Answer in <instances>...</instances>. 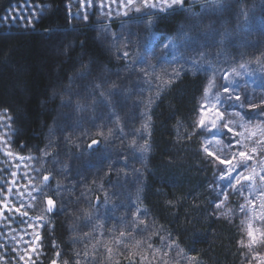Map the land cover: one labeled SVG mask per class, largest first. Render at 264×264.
<instances>
[{
    "label": "rangeland",
    "instance_id": "1",
    "mask_svg": "<svg viewBox=\"0 0 264 264\" xmlns=\"http://www.w3.org/2000/svg\"><path fill=\"white\" fill-rule=\"evenodd\" d=\"M231 1L186 0L188 4L182 10L187 11L186 15L190 14L195 18L190 25L195 26L192 28H197L198 36L193 35L191 27L182 20L176 32L164 34L161 39H159L161 34L145 31L143 25L137 22L136 16L124 17V10L119 7V0L116 3H112V0H91V3L89 0H83V3L81 0H69L66 3L67 15L74 23L88 22L91 18L95 21L94 26L97 30L95 38L100 47L110 54L111 59L122 63L112 68L105 63L96 62L99 69L95 72L93 66V74L86 80L79 79L78 73L87 69L82 71L84 67L77 68V71L70 76L74 80L73 83L69 84L68 79L66 84L57 87L55 92L52 90L54 96L58 97V104L54 118L46 128L45 145L42 150L38 151L36 148L22 150L19 144L22 142L19 141L17 131L12 124L11 114L7 109L0 108V125L7 120L10 129L16 133L14 136L4 137L13 141L10 150L14 155L9 159L0 152V181L6 182L12 179L10 172L16 171L13 165L21 163L16 157H34L35 159L31 161L25 159L23 163L39 169V172L32 171L33 176L50 177V188H46L45 193L53 197L57 208L63 209L58 212L66 217L71 248L68 252L58 249L60 255L57 257L55 254L53 259L56 264H64L65 261L67 264H102L100 261L103 264H161L159 263L161 258L164 264H171L170 258L174 260L172 264H189L181 252L178 254L177 248L169 249L164 246L167 244L166 240L158 245L153 243L154 227L139 203V187L135 176L139 171L136 173L132 169L138 170L137 163L140 164L144 160V154L139 149L144 145L147 136L143 125L146 123V108L150 105L149 101L173 79L165 75V69L168 73H172L181 67H187L192 72L201 71L206 74L203 92L199 97V108L201 104H215V95H220L221 98L227 95L219 87L225 83H230V91L235 89L241 100L252 99L259 103L264 99V0L241 4L237 7V12L233 11L235 5ZM102 3L110 5V8L101 7ZM28 4L33 6L36 17L31 25L27 24V15L30 13L25 12ZM197 7H200L199 12L194 10ZM50 8L51 4L45 0L19 1L13 3L7 10L20 9L25 15L26 26L22 27L19 21L10 27L6 26L5 22L0 24L7 28L34 29L36 22ZM7 14L5 11L3 15ZM85 15L87 19H84ZM155 16H149L147 19L156 21ZM7 24L10 25L11 21ZM130 30L137 34L130 35ZM210 32L213 33L212 36L207 35ZM121 36L124 39H119ZM129 39L138 46L139 55H147L151 64H157L156 57H162L160 79L154 81L160 85L159 91L156 88L147 90V86L140 82L139 67H134L135 58L131 57V53L127 61L120 56L122 51L128 50L124 48V44ZM164 44H169V47L165 49ZM186 58L196 59L202 67L199 70L191 69L190 65L183 63ZM90 62L94 63L93 60ZM224 77L227 80L223 79ZM92 83L101 87L86 91L84 86ZM210 84L212 87H209ZM141 89H144L143 94ZM90 91L97 92V95L91 96ZM100 91L106 95L109 91L121 94L109 96L111 101V109H109L98 104ZM67 101L71 103L66 104ZM78 104L87 110H78ZM93 105L96 106L95 110H92ZM110 110L115 114L114 117H110ZM256 111L239 107L229 109V113L240 114L231 116L234 123L230 126L234 131L243 133V136L237 138L241 139L242 144L247 145V152L254 157L249 161L250 169L246 173L253 178L252 187L240 195L227 187L217 186V168L213 165L215 171L213 190L216 196L214 206L223 199L219 195L220 192L222 190L226 192L228 198L218 213L219 215L223 213V216L239 223L241 240H244L245 244L248 243L246 236L248 230H254L257 235L259 231H264V225L255 218L260 214L261 203H264V195L261 194L264 193V181L260 179L264 176V144L257 146L255 143L256 140L264 139L260 129L256 127L257 124L264 127V123L249 120V116H255ZM101 114H103L102 119ZM228 115L226 113L225 119H228ZM210 116L211 114H207L204 118L208 119ZM94 121L98 126H93ZM241 124L245 127H241ZM118 128H123L126 136H120ZM133 129L137 131V135L132 134ZM8 131V128L0 130V136ZM101 132L103 135L100 134ZM139 133H143V138ZM230 138L220 134L215 136V139L224 144ZM93 139L101 141L98 151L95 146L92 149L87 147ZM201 141L203 145L202 137ZM253 147H256L255 153L251 151ZM133 148L136 150L133 151ZM210 148L219 153L218 145H212ZM7 150L8 148H5V151ZM105 157L109 159H104ZM125 164L131 167H126ZM110 166L122 169L127 175H117L115 172L105 174ZM23 184L24 181L21 180L19 187L22 192L25 191ZM8 187L13 188V195L8 201L9 206L19 207V201L13 199L15 187L7 183L3 185L5 189ZM2 199L3 196H0V200ZM23 199L26 203H32L27 196ZM36 203H40L39 199ZM241 206L245 207V211H241ZM137 212L141 214L143 221L140 227L147 226L150 231L146 236H141L139 228H136L132 232L135 239L129 242L130 238H125L128 237L132 221L140 218L135 215ZM6 217H9L7 211L0 215V264H43L46 255L44 240L40 242L43 244V249L39 257L26 252L25 249L29 247L26 241L30 240L31 236L26 234L25 229L31 233L33 228H29L27 223H19L15 213L12 214V218L6 219ZM26 219H29L33 225L44 223L48 226L53 222L50 213H44L42 207L38 208L35 205L29 209ZM46 226L39 230L42 237ZM120 232L125 233V238L119 236ZM147 237L151 238L147 239ZM118 238L123 242L117 243ZM136 241H140L138 247ZM125 243L128 244L127 247L124 246ZM148 244H151V248ZM254 247L256 251H249L243 247L246 256L251 259L249 263L264 264V247ZM157 249L160 251H156ZM66 253H69V258L72 260L67 258ZM20 256H23L24 260H21Z\"/></svg>",
    "mask_w": 264,
    "mask_h": 264
},
{
    "label": "trees",
    "instance_id": "2",
    "mask_svg": "<svg viewBox=\"0 0 264 264\" xmlns=\"http://www.w3.org/2000/svg\"><path fill=\"white\" fill-rule=\"evenodd\" d=\"M19 1L23 0H0V16ZM68 1L45 0L51 8L34 29L0 24V108L11 114L22 150L43 149L45 131L58 104L53 91L65 85L77 68L83 69L79 61L84 63L82 71L94 66L95 72L100 62L112 68L122 63L111 59L100 47L92 18L74 23L68 17L65 7ZM251 1L232 0L236 6H232L233 11ZM182 9L155 16L152 31L161 34L159 39L176 32L182 20L198 36L197 28L190 25L195 18ZM68 44L74 46L70 56L64 54ZM205 75L201 71L193 74L189 70L187 75L182 72L150 99L144 139L148 151L143 152L144 160L137 163L139 174H135L139 203L154 227L153 243L167 241L178 245L175 248L182 250L179 252L189 264H250L251 259L239 243L242 237L239 223L219 215L218 211L213 215L215 171L202 151L201 137L193 135L187 139V133L192 132L191 121L197 119ZM50 214L53 222L43 230L46 251L43 264H51L58 249L68 252L71 248L66 217L58 211ZM65 255L71 259L69 253ZM159 261L164 264L162 258ZM170 261L174 263L171 258Z\"/></svg>",
    "mask_w": 264,
    "mask_h": 264
},
{
    "label": "snow or ice",
    "instance_id": "3",
    "mask_svg": "<svg viewBox=\"0 0 264 264\" xmlns=\"http://www.w3.org/2000/svg\"><path fill=\"white\" fill-rule=\"evenodd\" d=\"M117 0H112V3H116ZM81 3H83V0H81ZM89 3H91V0H89ZM186 4V0H159V2H154V0H119V7L123 9V16L131 18L132 16L137 17V22L141 25H143V28L147 32H151L153 27L155 26V21L151 19H147L149 16L157 15V13H169V12H175L177 8H183ZM101 7H109L110 5L101 4ZM7 15L0 16V22H5L6 26H13L16 25L17 21L20 22V25L26 26L25 21V15L22 14L20 9H8ZM26 13H30L27 15V24L31 25L33 23V20L35 17V12L33 10V6L31 4H28L25 8ZM15 13V15H13ZM84 19H87V15L84 16ZM8 21H11V24H7ZM137 33L130 30V35H136ZM208 36H212L213 33H208ZM119 39H124L123 36H121ZM217 43H222V41H217ZM73 45L68 44L64 48V54L65 55H71ZM169 47V44H164V48L167 49ZM124 48L128 50H124L120 53V56L124 60L130 59V53L131 57L135 58L134 60V67H139V73L140 76V82L145 84L147 86V90H151L153 88H156L157 91H159L160 85L154 83V81H158L160 79L159 77V70L163 67V61L162 57H156L158 60V63L153 65L149 62L147 55H139L138 46L132 41L127 40L124 44ZM199 54V53H198ZM186 65H190L191 69L193 70H199L202 66L194 58H186L183 62ZM79 67L83 68L84 63L83 61L78 62ZM188 74L189 68L187 67H181L178 70H175L172 73H168L165 69V75L171 76L173 79H178L181 73ZM93 74V66H89L85 72L78 73V78L81 80H86L89 77H91ZM193 74H195V71H193ZM69 84L73 83L74 80L72 77H69ZM223 79L227 80L226 77ZM107 83V81H105ZM85 90L89 91L91 89H99L101 86L99 84H89L85 85ZM209 87H212L210 84ZM220 88L223 89L224 93H227L223 98H221L220 95H215L214 100L216 101L215 104L209 103V104H201L200 108L197 110L198 119H194L191 121V128L192 132L187 133V139H191L193 135H199L203 138V145H202V151L204 154H206L207 157L211 158L209 160L210 163H212L217 168V176L216 181L217 186L227 187L231 189L234 192L239 193L240 195H243L248 188L252 187V181L253 178L249 175H246V173L250 169L249 161L253 160V155L249 154L247 152V145L242 144L241 139H238L237 137L243 136V133H239L234 131V128L231 127L234 123V121L231 119L232 115H240L238 112L235 113H229V109L234 107L239 108H248L252 110H257L255 112V116H249L250 121L258 120L264 123V99L260 100L259 103L254 102L252 99L241 100V96L235 92V89H232L230 91V83H225L222 85H219ZM144 89H141V94H143ZM115 94H121V93H113L109 91L108 95H106L103 91H100L98 95L100 96V100L98 101V104H102L104 107H107L111 109V101L109 100L110 95ZM76 95H80V93H76ZM90 95L95 97L97 95V92L90 91ZM151 102V101H149ZM71 101H67L66 104H70ZM95 105L92 106V110H95ZM78 110H87L81 105H77ZM228 113V119H225V115ZM207 114H211L210 118L205 119L204 117ZM248 113L246 112V115ZM110 117H114L115 114L110 110L109 112ZM6 116V114H5ZM103 118V114H101V119ZM243 119V118H241ZM93 126H98L95 121L93 123ZM148 124L145 123L143 125L144 129H147ZM241 127H245V125L241 124ZM256 127L260 129L261 136H264V127H261V124H257ZM8 128L9 131L6 133H3L2 136H0V152H3V154L11 159L13 157V153L10 150V145L13 143V141L9 139H5L4 137L7 136H14L16 133L12 131L9 127V124L7 123V120H4L3 124L0 125V130ZM120 136L124 137L126 134L123 131V128L117 129ZM103 135V132L100 133ZM133 135H137V131L135 129L132 130ZM141 137L143 138V133H139ZM216 134H220L221 136H230L231 138L228 139L227 143L224 144L222 141H218L215 139ZM111 135V133H109ZM255 135V133H253ZM107 139V137L105 138ZM256 145L259 146L261 144H264V139H259L255 141ZM101 144L100 140L93 139L87 147L89 149H92L94 146L96 147V150H99V146ZM135 142H133V145ZM212 145H218L219 146V153L217 151H214L210 148ZM237 145H240V147H236ZM5 148H8L7 151H5ZM136 149L133 148V151ZM142 153L148 151V147L146 145H142L139 149ZM252 153L256 152V147L252 148ZM123 155V154H122ZM18 160L21 161L20 164L16 165L14 164L13 167L16 168V171L10 172V175L12 176L11 180L8 181H0V196H3V199L0 200V215L3 214V212L7 211L9 213V217L12 218V214L15 213L16 217H18V222L21 224L27 223L29 228H33V231L31 233H28L25 229V232L27 235L31 236V239L26 241L28 244V248L25 249L26 252H30L32 255H35L39 257V255L42 252L43 244L40 243L43 239V237L40 235V229L45 227L46 225L44 223H37L36 225H33L28 218V211L31 209L34 205L38 208L42 207L44 213H53L54 211H63V209H58L56 206L55 200L52 199L51 196H47L45 193L46 188H50L49 180L50 177L48 175L41 176H33L32 171L39 172V169L32 168L31 164L23 163L25 159L31 161L35 159L34 157H16ZM104 159H109L108 157H105ZM109 164L111 165V160H109ZM126 167H131V165L125 164ZM23 168V171H20V169ZM31 169V171H29ZM133 172H137L138 170L132 169ZM112 172H115L117 175L124 174L123 170L120 168H113L109 167L105 174H110ZM260 179L264 181V176H261ZM23 180L24 184L23 187L25 188V191L20 190V181ZM36 181V182H34ZM226 182V184L224 183ZM7 183L15 187V196L13 199H16L19 201L20 206L15 207L14 205L9 206V197H12L13 195V188H3V185ZM30 189V190H29ZM4 192L7 194L5 195ZM264 195V193H261ZM221 199L218 203L214 206V212L213 215L216 214L218 210H220L223 206V203L228 198V194L224 192L223 190L220 192ZM27 196L29 200L32 201V203H26L23 197ZM39 199L40 203H36ZM249 203H252L249 201ZM255 207V205H253ZM260 214L258 217H255L258 219L262 225H264V203H261L260 205ZM241 211H245V207L241 206ZM137 217H140L139 219H135L132 221V227L128 231V237L125 238V233L120 232L119 236L121 238L129 239V242L131 240H134L135 237L132 236V232L135 231L136 228H139V235L146 236L147 232L150 231L147 226L140 227L142 224V217L139 212L135 214ZM146 215V214H145ZM223 215V213H221ZM89 222H91V218L89 217ZM248 243L245 244L244 240L239 241L241 247H246L249 251H256V248L254 246L264 247V231H259L258 235L254 230H248L246 233ZM151 237H147V239H150ZM117 243H122L123 241L119 238L116 241ZM140 244V241H136V246L138 247ZM125 247L128 246L127 243L124 245ZM166 248H172L177 247L178 245L175 244H165ZM148 247L151 248V244H148ZM111 251V249H109ZM156 251H160L157 249ZM182 251V250H179ZM178 251V254H179ZM167 254V253H165ZM57 257H59L60 253H56ZM21 260H24L23 256H20ZM191 259V258H189ZM52 264H56V261L53 260ZM64 264H67L65 261Z\"/></svg>",
    "mask_w": 264,
    "mask_h": 264
},
{
    "label": "bare ground",
    "instance_id": "4",
    "mask_svg": "<svg viewBox=\"0 0 264 264\" xmlns=\"http://www.w3.org/2000/svg\"><path fill=\"white\" fill-rule=\"evenodd\" d=\"M222 20V19H221ZM101 30V29H100ZM244 51V50H243ZM263 61V60H262ZM214 64V63H213Z\"/></svg>",
    "mask_w": 264,
    "mask_h": 264
}]
</instances>
